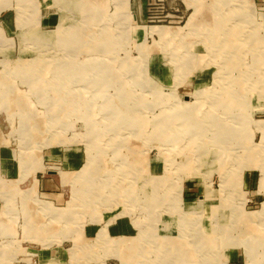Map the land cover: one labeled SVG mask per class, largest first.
<instances>
[{"label":"rangeland","instance_id":"1","mask_svg":"<svg viewBox=\"0 0 264 264\" xmlns=\"http://www.w3.org/2000/svg\"><path fill=\"white\" fill-rule=\"evenodd\" d=\"M0 264H264V0H0Z\"/></svg>","mask_w":264,"mask_h":264},{"label":"crops","instance_id":"2","mask_svg":"<svg viewBox=\"0 0 264 264\" xmlns=\"http://www.w3.org/2000/svg\"><path fill=\"white\" fill-rule=\"evenodd\" d=\"M1 32H3V30ZM5 39H6V41L9 40V42L11 40V38H9L7 36H6ZM54 155H57V154H53V156ZM6 158L9 159V156H6ZM77 161H78L77 154L76 153L75 154H71L70 157H69V159H68V161H67V164L68 165H71V166L73 165V167H74V165L77 164ZM36 178L38 179V190H39V192L41 191V192L47 193V194L52 195V196H55V197H57L59 194L62 193L61 188L63 186V183H62L63 181H62L61 178L57 177V175H51V174L50 175H41L40 177H38L36 175ZM3 180L7 182V180H5V179H3ZM12 180H14V179H12ZM34 182H35V178L33 180V184H34ZM2 193H4L3 190H2ZM11 195H13V194L8 195V197H12ZM120 227L122 228V230L127 229V222H120V226L118 227V232L121 230ZM100 229H101V227H99L98 232L100 231ZM107 230H108V232L111 235H114V236H120V235H123V236H131L129 234H118V233L113 234V233H111L109 231L108 228H107ZM59 257L60 256L57 254L56 256H51V257L49 256L48 258H57V259H60Z\"/></svg>","mask_w":264,"mask_h":264},{"label":"bare ground","instance_id":"3","mask_svg":"<svg viewBox=\"0 0 264 264\" xmlns=\"http://www.w3.org/2000/svg\"><path fill=\"white\" fill-rule=\"evenodd\" d=\"M22 21H23V18L21 19ZM163 29V28H162ZM165 30V29H164ZM166 31V30H165ZM48 34V33H47ZM41 41V40H40ZM23 71V70H22ZM35 76V75H34ZM27 77H29V76H27ZM38 78V77H37ZM197 147V146H196ZM195 149V148H194ZM61 172V171H60Z\"/></svg>","mask_w":264,"mask_h":264}]
</instances>
